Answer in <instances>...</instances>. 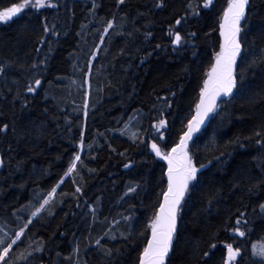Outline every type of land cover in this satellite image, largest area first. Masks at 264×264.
<instances>
[{
    "label": "trees",
    "instance_id": "obj_1",
    "mask_svg": "<svg viewBox=\"0 0 264 264\" xmlns=\"http://www.w3.org/2000/svg\"><path fill=\"white\" fill-rule=\"evenodd\" d=\"M50 3L0 23V240L22 233L0 264H138L166 188L152 145L167 153L196 112L229 0ZM240 29L235 89L188 147L198 170L165 264H224L229 245L232 264H264L251 253L264 239V0ZM135 116L136 138L119 135Z\"/></svg>",
    "mask_w": 264,
    "mask_h": 264
},
{
    "label": "snow or ice",
    "instance_id": "obj_2",
    "mask_svg": "<svg viewBox=\"0 0 264 264\" xmlns=\"http://www.w3.org/2000/svg\"><path fill=\"white\" fill-rule=\"evenodd\" d=\"M124 0H120L123 3ZM211 3V0H207L205 7ZM249 3V0H229L228 8L224 13V23L221 25L223 31L221 35L224 36V46L217 56L216 66L213 67L212 72L209 73V80L205 82L204 90L201 92L200 103L196 106V116L193 117L192 122L188 125V132L181 137L180 143L174 147L171 151L173 154L180 153L182 158L186 162L181 169H175L172 167L173 156L163 155L160 148L156 145H152V150L160 156L162 159L169 161V187L167 193L164 194V204L160 207V215L156 217L152 228V240L148 242V246L144 249L143 256L140 264H164V257L167 255L172 239V233L175 230V218L176 207L183 198L187 191L190 181L196 179L197 168L192 164L191 160L187 157V141L191 139V134L200 123L203 122V118L216 106V99L221 94L230 95L233 87H235V79L233 77V65L235 64L236 57L240 53V42L238 35L240 32V21L245 17V9ZM53 7L47 0H23L22 3H18L13 7H9L3 11H0V23H6L10 21L14 16L19 14L26 7ZM179 23V21H177ZM111 27V25H109ZM181 37L177 34L175 36V42L179 43ZM35 85L38 87L40 81L36 80ZM28 91H34V88L29 87ZM164 122L161 121V126ZM80 161V156L76 155L74 160L70 162L68 171L65 175H70L76 168V162ZM175 173V174H174ZM61 183L63 181L61 180ZM59 187V184L56 185ZM56 188H53L49 193V197L55 194ZM79 191V189H77ZM49 201L45 200L44 204ZM43 205H41V208ZM264 208V206H262ZM37 213L33 212V216ZM31 221H29L30 223ZM239 223V221H237ZM243 235V233H239ZM22 233L17 234L16 239L10 243L5 244L3 240H0V246H3L2 254H0V261H3L7 256L12 246L17 243ZM228 247V258L232 260L238 252H234L232 247ZM264 256V251L260 253Z\"/></svg>",
    "mask_w": 264,
    "mask_h": 264
},
{
    "label": "water",
    "instance_id": "obj_3",
    "mask_svg": "<svg viewBox=\"0 0 264 264\" xmlns=\"http://www.w3.org/2000/svg\"><path fill=\"white\" fill-rule=\"evenodd\" d=\"M227 8H228V6H227ZM227 8L224 10V12H223V14H222V17H221V25L224 23V13L226 12ZM222 31H223V29L221 28V32H222ZM220 34H221V33H220ZM238 40H239V35H238ZM224 43H225L224 36L221 35V49L223 48ZM237 57H238V56H237ZM237 57H236V60H237ZM235 65H236V61H235V64L233 65V77H234ZM234 79H235V78H234ZM235 86H236V82H235ZM234 89H235V87H233L232 92H233ZM203 90H204V86H203L201 92H202ZM201 92H200L199 97H198L197 105L200 103ZM230 95H231V94H230ZM230 95H224V94L221 92V94H220V95L217 97V99H216V104L218 103L219 100H221V99H225V98H227V97L230 96ZM211 114H212V111L209 112V113L203 118V122L200 123V124L198 125V127L195 128V130H194V131L192 132V134H191V139H189V140L187 141V148H186L185 151L187 152V157H188V159H190V157H189V152H188V147H189L190 142L193 140V138L196 136V134H197V133H198V132H199V131L205 126V124L207 123V121H208L209 117L211 116ZM195 116H196V112H195V113L190 117V119L188 120V122H187V126H186V129H185L184 133L180 136L178 142H177V143H176V144H175V145H174V146H173V147H172V148L166 153V155L171 154V155L174 157V158H173V162H172V167L175 168V169H181V168L184 166V164H185L186 162H185L184 159L182 158V154H180V153H175V154H173L171 150H172L174 147H176V146L180 143L181 137H183V136L188 132V125H189L190 122H192L193 117H195ZM151 151L153 152V154L155 155V157H156L158 160H161V161L165 164L164 178H165V181H166V188H165V191L163 192V194H162V196H161L160 205H159V208H158L157 213H156V216H155V219H156V217L160 215V207L164 204V194L167 193V191H168V187H169V167H170V165H169V161H168L167 159H162L160 156H157V154H156L152 149H151ZM174 174H175V173H174ZM182 200H183V198L180 200V203H179V204L177 205V207H176L175 230H174V232L172 233V239H171V243H170L169 251H168L167 255L164 257V264L166 263L167 257H168V255L170 254L171 249H172L173 240H174V237H175V234H176V229H177V214H178V208H179V206H180ZM151 240H152V229H151V235L148 237L144 249L148 246V242L151 241ZM144 249H143V251L141 252V254H140V256H139L138 264H140L141 258H142V256H143Z\"/></svg>",
    "mask_w": 264,
    "mask_h": 264
},
{
    "label": "rangeland",
    "instance_id": "obj_4",
    "mask_svg": "<svg viewBox=\"0 0 264 264\" xmlns=\"http://www.w3.org/2000/svg\"><path fill=\"white\" fill-rule=\"evenodd\" d=\"M33 2H34V0H33ZM47 2L48 3H50V0H47ZM229 4V3H228ZM228 6V5H227ZM29 7H31V6H29ZM35 8V7H34ZM227 8V7H226ZM5 10V9H4ZM1 11H3V10H1ZM222 50V49H221ZM220 53H218V55H219ZM217 55V56H218ZM216 56V57H217ZM216 63H217V58H216V61H215V64L210 68V70H209V72H208V74H207V78H206V81H208L209 80V73H211L212 72V69H213V67L214 66H216ZM137 123H138V120H137V118H136V116L135 117H133V118H131L130 119V121L126 124V125H124L119 131H118V134L119 135H122L123 137H125L126 139H135L136 138V136H137V132H138V127H137ZM79 153H80V150H79ZM163 154V153H162ZM163 155H166V153H164ZM63 180V179H62ZM61 183V181L58 183V184H60ZM52 191V190H51ZM50 191V192H51ZM51 198H52V196L51 197H49V194L45 197V199H44V201L45 200H48V201H50L51 200ZM44 201H43V206H45V205H47V204H44ZM39 209H41V207L39 208ZM19 233H21V231H18L17 233H16V236H17V234H19ZM2 234H1V232H0V236H1ZM16 236H15V238H12L11 239V241L12 240H14V239H16ZM0 239H1V237H0ZM10 241V242H11ZM3 251V250H2ZM2 251H0V254H2ZM234 252H236L235 250H233ZM262 251H264V239L262 240V241H259V242H255V243H253L252 245H251V253H252V256L253 257H259V258H264V256H262L260 253L262 252ZM228 256H229V254H228V248L226 249V251H225V260H224V264H232L233 263V261L236 259V257H237V255L232 259V260H229V258H228ZM15 257H18V253L15 255ZM6 259V258H5Z\"/></svg>",
    "mask_w": 264,
    "mask_h": 264
}]
</instances>
